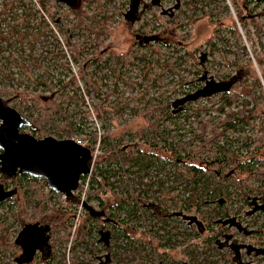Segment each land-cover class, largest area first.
<instances>
[{"label": "rangeland", "instance_id": "374dc122", "mask_svg": "<svg viewBox=\"0 0 264 264\" xmlns=\"http://www.w3.org/2000/svg\"><path fill=\"white\" fill-rule=\"evenodd\" d=\"M76 2L0 0V98L40 130L33 134L29 126L20 129L35 138L78 137L89 144L88 137L96 135L89 148L94 157L89 174L97 167H107L112 191L134 197L130 215L122 210L111 218L134 232L129 242L123 243L121 230L107 224L109 250L101 241L96 256L91 257L75 248V232L86 215L82 204L99 210L94 200L86 199L88 177L79 181L77 191H82L78 203L50 193L46 186L25 192L28 180L17 177L16 186L8 182L0 187V197L6 198L0 205V264H36L35 259L18 263L21 250L13 241L23 223L41 218L48 224L54 264H264V232L261 236L258 233L264 218L258 210L249 211L237 201L205 198L202 187L186 184L183 167L174 165V155L164 149L165 143L171 142L195 150L201 123H206L208 131L217 128L228 112L252 107L253 97L258 106L261 104L264 31L257 35L249 20L241 26L230 0L84 1L77 29L74 16H64ZM237 2L244 16L252 13L259 24L264 23V1ZM131 5L133 16L127 15ZM223 6H227L224 11ZM127 16L132 31L126 26ZM233 26L239 38L230 32ZM133 33L146 36V40L134 39ZM208 39L214 46L206 43ZM129 50L132 55H126L123 63L116 58ZM93 58H98L97 64L87 65ZM71 76L77 82L67 91L74 99L60 102L53 97L69 128L55 114H49L51 121H43L39 108L44 101L40 97L52 92L41 86L35 89L34 80L51 84L54 91L57 81ZM252 78L260 87L249 88ZM229 79L235 81L232 89L238 98L225 103L223 112L217 110L222 102L219 94L194 95L199 88ZM165 110L170 112L168 119L164 118ZM151 115L156 119L149 122ZM260 122L258 117L242 130L228 131L220 143L242 155L252 152L255 143L247 148L242 144L260 134ZM76 124L81 132L74 129ZM149 125L154 126L153 131L142 137ZM63 126L71 132L56 131ZM102 135L107 137L103 145ZM155 141L156 147H151ZM145 153H154L158 159L148 163ZM257 185L251 180L247 189ZM100 195L105 201L110 199L109 191ZM198 198L205 201L197 204ZM38 199L43 201L36 211ZM223 213L227 217L222 218ZM66 218L70 236L55 240L64 234L61 222ZM217 219L223 223H216ZM100 220L96 219L97 225ZM4 230L7 235L1 237ZM5 241L6 247L2 245ZM117 244L120 247L116 248Z\"/></svg>", "mask_w": 264, "mask_h": 264}, {"label": "trees", "instance_id": "16d2710c", "mask_svg": "<svg viewBox=\"0 0 264 264\" xmlns=\"http://www.w3.org/2000/svg\"><path fill=\"white\" fill-rule=\"evenodd\" d=\"M91 2L92 0H77L76 5L70 4L68 7L67 12L64 14V16H68V13L72 14L75 18L74 27L79 28L80 23V16L83 13L82 11H79V7L81 5V2ZM231 4L233 5L235 9V13L237 16L238 23L242 26L245 23V20H249L251 25L254 27L255 32L257 35H259L262 31H264V23L259 24V22L255 19V15L250 13L247 16H244L242 13V8L238 6V0H230ZM253 1V0H249ZM245 1V2H249ZM259 2L264 0H258ZM19 3V1H18ZM43 5V4H42ZM29 9V8H28ZM227 6H223L221 10H226ZM129 16H133V5H131L130 10L127 12ZM131 13V14H130ZM264 13V12H263ZM126 26L129 31H132L130 29V19L127 16L125 19ZM231 33H233L237 38H239V33L237 31V28L235 26L231 27L230 30ZM214 34L220 38V32L218 30L214 31ZM134 39L138 40H146V36H142V34H134ZM142 36V38L140 37ZM157 38V36H155ZM206 43L211 44L214 46L213 42H211L210 39L206 40ZM132 55L131 50L127 51L123 55H117L116 58L120 60V62H124V58L126 55ZM9 59H7L8 61ZM255 60L262 62V60L258 57L255 58ZM10 63V61H8ZM98 58H93L90 61H88L87 65H90L91 63L97 64ZM259 62V63H260ZM12 63H16L15 60L12 59ZM36 66L38 68H42L39 62L35 61ZM18 64V63H17ZM6 76V75H5ZM34 88L36 89L38 86H41L44 91L52 92L50 94H53L52 97L49 96H42L41 99L44 98V102H42V105L39 108L40 115L43 117V121L49 122L52 120V116L49 114H55L56 117H60L61 119H64V122L66 117L62 113L59 104L55 102L53 97L55 96L60 102L69 99L72 100L74 97L72 95H69L67 88L74 87L76 85V78L74 76H71L66 81L59 80L57 81V88L53 91V87L51 84L43 81V80H34ZM252 84L249 85L250 89H253V87H260L259 81L256 78H252ZM234 80L229 79L227 82H217L213 83L211 85H208V87H202L196 90L195 96L204 95V93H212V94H219L220 100L222 101L221 104L218 107V111L223 112L224 104L234 102L238 98V92L232 88H234ZM236 87V85H235ZM1 91L4 92L2 89ZM250 95L251 93L248 92ZM262 96L263 92H261ZM254 104L250 108H245L244 106L236 111L228 112L224 115V118H222L217 124V128L209 129L207 131V125L206 123H201L199 128V133L196 135L197 144L195 145V150H186L184 147L180 145V143L172 144L171 142L165 143V150L169 151L170 154H173V164L183 167V174L185 176V180L187 185H192L193 187L199 188L202 187L204 189L205 198L210 199L211 201L216 202H222L227 201L229 203H232L233 201H237L242 203L245 207L247 206L249 208V211H255L258 210V214L264 218V100L261 102V104L258 106L256 103L254 97H253ZM3 105L5 103L2 101ZM6 106V105H5ZM263 109V110H262ZM262 110V112H261ZM145 113L148 112H142V115H145ZM164 118L169 117L170 112L167 110L164 111ZM39 115V114H38ZM260 117L261 122L258 126L259 135L257 137H253L249 139L248 142L243 143L242 146L247 148L250 144L255 143V146L253 148L252 152L246 153V155H242L241 153L230 149L226 147L224 144L220 143V137H225L227 135L228 131L231 130H242L245 125H247L250 120L256 119ZM36 119V118H35ZM156 119L155 115H151L149 118V122ZM29 122V127L34 133L39 134L40 130L36 129L34 124H31ZM68 125V128L70 126L69 122H66ZM154 126L149 125L148 129L143 131L141 136L146 137L149 133L153 131ZM74 129L81 132V128L78 124L74 125ZM67 130V133L71 132L69 129L64 128H57L56 131H62ZM59 133V132H57ZM168 135V134H166ZM168 136L165 138H162L165 140ZM89 144L86 145V147L89 149L90 144L94 143L97 140V136L93 135L88 137ZM104 143H107V137L105 135H102L100 137V144L103 145ZM151 147H156V141L149 144ZM116 146V145H115ZM180 150V151H179ZM183 151V152H182ZM136 154H141L139 150L134 151ZM179 152H182L180 154ZM207 153L206 155H202L204 153ZM130 153V152H129ZM142 155V154H141ZM147 157V162L150 163L153 159L157 158L158 156L154 153H145L144 154ZM158 159V158H157ZM194 159L197 160V164L194 163ZM103 161H101L102 163ZM226 169V170H225ZM109 172L110 170L105 168L97 167L95 171L91 172V174L88 176V183L89 188L86 191V199L94 200L97 203V206L99 207V210H95L88 204L86 205V202L82 204L84 207V210L86 212V215L84 218L81 219L79 225L77 226L76 232H75V248L78 247L82 249V251H86L89 253L91 257L96 256V249L99 242L102 241V246L106 248V250H109L108 248V237L110 236V233L108 230H106L107 224H112L115 228H119L121 230V241L123 243H128L129 239L131 238V234L134 232L132 227L125 226L120 227L119 223L112 221L113 213L127 210L129 215L132 212L131 207V201L134 198L129 193L125 194H117L114 191H112V185L109 181ZM19 177L21 179H27V186L26 190L33 189L35 187L39 186H46L45 182L43 180H38L34 177H29L25 174H15L14 176H7L6 174L2 173L0 171V187L3 186V184L11 183L13 186H16V178ZM86 175L81 176L79 179H85ZM251 180H255L258 182V185L252 188H248V182ZM208 185L212 187V189H208ZM207 187V189L205 188ZM82 189L79 188L77 193L78 195H66L67 201L71 203H78L79 202V195L81 193ZM109 191L110 192V199L105 201L101 197V193ZM237 191V192H236ZM50 193H52L51 190H49ZM236 192V193H235ZM259 195V196H258ZM218 196L217 199H215ZM6 200V198L0 197V205L3 203V201ZM40 201H43V199H38V202L34 204V208L36 211L38 210ZM202 198L197 199V204L204 202ZM129 208V209H128ZM105 211H108L107 215L105 216ZM227 217L226 213H223L222 218ZM100 219V223L97 225L96 219ZM42 219V218H41ZM36 220L34 222H27L23 223L20 226V232L32 230L35 231V235L32 234L29 237L26 235L23 239V245H22V256H24V259L18 256V263H26L31 262L35 259L36 264H41V261L44 259L43 264H54L52 261V250L51 245L49 244V234H48V224L43 220ZM220 219V218H218ZM216 220V223L222 224L219 220ZM68 218L64 220V222H61V225L64 230V234L61 236H57L55 240H61V239H67L70 236L71 226L67 224ZM226 221V220H225ZM228 222L232 223V220H227ZM2 223L0 222V226ZM264 232V220L262 221V224L258 230L259 236ZM7 232L4 230L2 231V236H6ZM129 233V234H128ZM6 234V235H5ZM17 235V234H16ZM14 238V244H16ZM6 242L2 243L3 246H5ZM165 245V244H161ZM8 246V245H7ZM6 247V246H5ZM116 248L120 247L118 244L115 246ZM122 247V246H121ZM124 248V246L122 247ZM35 252L37 254H35ZM108 253V252H107ZM107 253L105 255H107ZM112 257H115L114 254ZM21 258V259H20ZM41 259L40 261H38ZM83 264V263H81Z\"/></svg>", "mask_w": 264, "mask_h": 264}, {"label": "water", "instance_id": "95a60500", "mask_svg": "<svg viewBox=\"0 0 264 264\" xmlns=\"http://www.w3.org/2000/svg\"><path fill=\"white\" fill-rule=\"evenodd\" d=\"M28 125L0 98V171L9 177L18 173L40 178L53 193L71 195L88 172L90 150L70 138H35L20 131Z\"/></svg>", "mask_w": 264, "mask_h": 264}, {"label": "flooded vegetation", "instance_id": "af4514ba", "mask_svg": "<svg viewBox=\"0 0 264 264\" xmlns=\"http://www.w3.org/2000/svg\"><path fill=\"white\" fill-rule=\"evenodd\" d=\"M32 234L35 235V231L32 232V230H28V231L24 230V232L22 233L20 232V230H18L17 232V235H16L17 237H16L15 242H16V245L18 246V249L21 250L19 257H21L22 259H24V256H22V245H23V239L25 238L24 236L26 235L27 237H29ZM16 260L18 261V258H16Z\"/></svg>", "mask_w": 264, "mask_h": 264}, {"label": "built area", "instance_id": "2783aa9c", "mask_svg": "<svg viewBox=\"0 0 264 264\" xmlns=\"http://www.w3.org/2000/svg\"><path fill=\"white\" fill-rule=\"evenodd\" d=\"M70 139H72V140H74L75 141V143H77V144H79V145H81V146H85L86 147V145H88L87 143H85V142H83L82 140H80L78 137H74V138H70ZM90 150V149H89ZM93 154V150H92V152L90 151V159H89V164H88V172L85 174L86 175V177H88L90 174V164H91V161H92V159L94 158L93 156H92V154ZM84 176V175H83ZM79 181H80V179L78 180V184H77V188L79 187ZM77 188L74 190V191H71V195H74L75 194V192L77 191ZM60 194H62L63 195V197H65L66 198V195H64L63 193H60ZM83 193H82V197H83Z\"/></svg>", "mask_w": 264, "mask_h": 264}]
</instances>
